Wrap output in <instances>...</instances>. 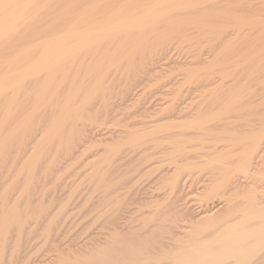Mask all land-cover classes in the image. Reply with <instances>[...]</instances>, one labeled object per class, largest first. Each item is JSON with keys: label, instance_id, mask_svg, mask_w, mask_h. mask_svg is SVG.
Instances as JSON below:
<instances>
[{"label": "bare ground", "instance_id": "6f19581e", "mask_svg": "<svg viewBox=\"0 0 264 264\" xmlns=\"http://www.w3.org/2000/svg\"><path fill=\"white\" fill-rule=\"evenodd\" d=\"M110 1L112 2V0ZM110 1L109 0H92V1L89 0H0V41L2 39L4 40L10 38L15 34V32L16 34L18 33L16 27L18 26L19 22L21 24L20 19L24 17L25 14L27 15L28 14L36 15L41 13H44L45 15L54 14L50 17L46 16L47 18H45V21L43 20L44 23L39 20L40 22L43 23L42 25L39 23L41 26L40 25L35 26V28L39 26L37 27L38 29L36 30L37 31L36 34L37 38L35 41L36 43L35 44L32 43L34 44V49L32 48V50L35 52H33L30 49L32 53H34L35 55L33 56L36 57L35 60L33 59L34 61L31 60L29 63H27V65L24 64L23 66H20L19 64L20 61H18L17 62V64H19L18 67L15 64L16 61L11 62L9 61L10 59L7 60L9 61L8 64L5 63L6 60H4L3 63L0 64V175L2 179L6 178L5 175H2L3 174L2 172L4 171L5 168L6 170H8L7 168H9L8 171H5V174L8 178L10 175H7V173H10L12 171L14 172V174L16 173L15 170H12L11 168L13 167L12 165H15L14 162H17L18 160L17 159L14 161V159H16L17 157V156L15 157L17 152L15 151L16 148L17 150L19 149L20 152L24 154L25 151L23 152V150L25 149V147L23 148L22 146L26 145V147L28 148L27 145H29L30 147L29 148L30 153L29 152L25 153L24 154L25 157L22 154L23 157L27 159L25 162H22L23 161L22 155L21 157L20 154L18 156L20 159L22 158L21 159L22 161L20 160L21 162L18 161L19 164L23 163L21 164L22 170L21 168H19L20 173L17 172L19 176H17L16 174L13 175V173H11L15 177L13 178L12 181L10 180V178L9 179L7 178L11 182H7L10 184L7 187L6 191L4 192L1 191L5 189L4 186L5 183L2 182V185L4 184L3 185L4 187L0 185L2 187V188L0 187L1 188L0 189V253H1L0 255L2 257L4 256L3 251H5L6 242L10 240L9 238L13 236L14 238H12V240L17 242L16 240H14L15 238H17V235L19 236L21 235L22 237V234H25L23 231L25 232L28 231V233L31 232L29 230L27 231L25 230L26 226H28L30 223L29 220V223L27 225L26 222L28 219H32L33 223L34 222L37 223L39 222L40 224L41 222L46 223V226H44L45 228L41 227L42 229H44L45 232L43 233V235L44 234L51 235V233L53 234V231L56 230L57 224L58 223L61 224L60 220L65 218L64 217L60 219L61 216L65 215L70 209L68 205V201L66 200L68 196L66 197V199L63 198L65 200L64 201L63 199H60L61 197H58L59 195L57 194L58 196L57 195L56 196L59 198V200H54L55 202L58 201L56 202V204H58L56 210L50 213L52 215H49V213L46 212L48 211L47 209L49 205L55 202H53L52 200L51 201L53 203L51 201L46 202L49 201L50 199L45 200L46 195L44 196L41 194L42 190H44L43 183H45L44 178L40 176L42 174L41 165L42 164L46 165L47 168L46 167L44 168V170L46 169L45 173L47 172L52 175L54 173L56 174L55 175L56 178L54 176L51 177L55 179L53 183L57 179L61 180V182L64 181L60 178H62L64 175H65L64 177L67 178L66 177L67 173H70L72 175V173L74 172V174L76 175L78 169L80 170L84 165L86 166L88 165V167L90 166L91 168V170L89 168V172L91 171L90 176H92L93 179L97 181L98 187L99 184L100 186L102 185L101 186L102 194L95 195L96 198L91 196V198H94L93 200L97 199L96 202L92 201L91 203L89 202L90 205L89 204L87 205V207L90 206V209L92 211L90 212V210L87 209L88 214L85 213L86 214L85 215L84 213H82L85 216L92 215V217H90L91 219L88 218L89 216H87L88 218L87 220L90 219V221H86V223L84 224V222L81 219L82 217L79 218L84 224V225L81 224L82 226L81 228L79 226L80 223L76 221V223L79 224V225L77 224L79 227H76V224L74 223V227H76L77 230L79 228L77 232L80 231L81 233V231L83 230L82 233L80 234V235L83 234L82 235L83 237H81L83 238V240L80 239L78 236H76L79 238L80 242L76 238V240H78L77 242H75L76 240H73L74 242L72 243L69 240L70 242L69 244V242L67 241L68 242V245L66 244L67 246L58 244L64 247L59 246L56 249H54V251L51 250V252L53 251V254L48 255L47 253L48 256L46 255L47 256L46 258L44 256V259L43 258L42 260L39 259L40 260L39 264H264V195L261 196V192H260V196L263 199L260 196H258L260 198H257L259 192L254 193V195L256 194V196H251V197L250 195L247 197L245 196V194L248 195V192L253 190V188L252 189L250 188L251 190H249V187H251L248 184L249 182L246 184V181H248L247 179L248 177L245 176L246 173L245 171L250 172L249 166L251 163L253 164L252 161L256 159V157L260 153L261 151L260 148H262V151L264 153L262 147V145H264V131H261V129L264 128V125H262L263 127L260 126V128L257 129L260 130L259 133L254 132L253 134H248V132H250L251 130L247 131L248 129L247 127H249L247 125H250L251 121L250 120L248 121L246 119L247 122L245 121L246 122L245 128H247L246 129L247 133L245 134L247 135H245L243 130L241 129L242 126L241 127L236 126L237 128H240V130L237 129L235 126L234 128H236V130L233 129V127H230L233 126L230 125V123L232 124L233 122L231 121L233 118L230 119L231 117L229 116V113L234 112L235 108L239 106L238 104L242 102L244 103V105L249 102L253 103V101H256L255 98L257 99L259 97L258 99H260L261 101L260 104L261 103L262 104L261 105L257 104V105H260L259 108L263 109L261 112L262 113L261 117L264 120V108H263L264 107V20H262V18L259 16H258L260 18L259 20L254 19L256 16L252 17L253 19L249 17L248 20L246 17L245 19L242 18V16L241 17L232 16V12L234 13L235 10L231 6L233 4H229V3H231L234 0H224V2L227 1L225 3L229 5H226L228 7H223V5L220 4L221 5L220 8L217 7L218 5L215 6L218 2H220V0H150L151 2L147 0L148 3L145 1L147 4H145V2L144 4L140 3V1L138 0H131V1L128 0L129 2H126L125 4H122V1H120L121 2V5L119 3L120 6H115L116 2L115 4L112 3V5L114 4L113 6H115L113 7V10H111L112 5H108L109 3H111ZM221 2L223 3V0ZM106 5L111 6V8L107 7ZM210 6L212 7L215 6V8L217 7L214 10H216L215 12L218 13L215 14L217 15L220 14L219 12H221L222 16L221 15H217V16H220L221 19L223 18L225 20L224 22L226 23L230 21V24H233V26L236 27V31L238 30V32L244 30L245 25H251V27L254 26L255 28L252 27L254 29H256L257 26H258L257 28L261 26L260 32L262 33L260 34V41H258L256 45H253L248 50H246V56H247V57L245 56L246 58L244 57V55H241L248 62L247 64L248 66L247 67L246 65L244 66L246 67L244 68L245 72L244 69L242 70L239 69L241 70V72L239 71L240 75L242 76L245 74V77H242L241 80H239V77L229 80L228 77L231 76L230 75L231 72L228 71L226 65L224 66L223 63L228 62L225 61L222 63V67L224 68L221 69L219 67L221 70L220 74L222 80L221 81L218 80L219 78L216 79L218 80V83L217 81L214 80L216 76L218 77V74L214 75V73L218 71L215 70L218 67V64H221L219 63V61L222 62L223 61L222 59L224 60L226 59L224 55L225 54L227 55V53L225 52L226 51L228 52V50L231 48L229 42L227 43L226 41V43H224V46L221 48V51H217L220 50L219 47L216 50L219 53H215L216 51L210 53L213 54V56L218 54L219 56L218 59L223 54L221 60L218 61L217 58L215 60L214 57H212L211 59L209 58V60H212L211 62L210 61L208 62L205 59L204 61L200 60L197 63L193 62L194 67L192 66L191 63L188 64L190 65L191 68L189 66L186 67L183 66L184 67L182 68L183 70L182 69L180 70L181 73L182 72L184 73L185 70L187 72L185 71V76L183 75V77L186 78L185 80H183V85H179V86L183 87L187 82L188 84L190 83L189 85H191V87L193 86L192 88H189L188 87L189 85L187 86L189 88L188 90L190 91L191 89H195V88L201 89L204 86L206 88L204 87L203 89H207V88L210 89L208 93L204 92L206 95L204 93L200 94L201 96H205L203 100L197 101V98H199L200 96L197 93V97H195L196 95L194 96L197 102L195 103V100L194 102L191 101V103L195 104L194 106H192L191 103L189 104V106L191 107L185 106L188 105L187 103L189 102V101L187 102L186 99L185 101L187 103H184V106L181 105L178 102H182L181 100L179 101V99L183 98V94L185 92L183 88L182 89L178 88V84H176L177 86L176 87L174 82V85H171L170 88L172 86H175L178 90L172 87L171 88L172 92L169 91V93H166L167 97L169 95V97L171 98L166 97L164 104H161L158 101L159 105H155V106L159 107L161 105L158 108L159 111L156 110L157 107L155 108L153 106L155 110L158 111L157 115L159 112L162 114L160 117L155 116L154 114L155 118L157 117L156 120H154L155 119L154 117H153L154 119L151 117L153 120L152 119L150 120L152 121L145 119L147 121L143 122L144 119H141V117H144V112L142 115L138 110L140 109L144 110L147 106L150 105L151 108L153 104H148L146 106L147 103L145 104L143 103L145 105V108H143L144 105L141 106L142 103H140L141 104L140 106L142 108H139L140 106L139 107L137 106L139 108L137 109L139 113L138 112L137 113L138 115H142V116H139L140 117L139 118L140 120L138 119L139 123H135L136 125L138 124L137 126L128 123V122H132V123L135 122L133 116H132L133 121H130L131 119L127 118L130 117L132 114L130 115V113H128L130 116L127 114L125 118L123 117L125 114L123 116L120 115L123 119L126 118L129 119V121L122 120V118L120 117L119 120L123 121L124 123L128 121L126 122L127 124L126 123L125 124L129 125L130 127L125 126L124 124L123 125L125 127H123L121 126V123H119L120 126L118 127V129H121L120 127H122V129L129 127L128 129H125L124 131L121 129L119 131V130H115L116 127H114V130H111L112 129L111 128L109 131L107 132L104 131L102 134H100L98 132L99 130L97 129L98 131H96V133L98 132L99 134L96 135L95 133L94 135V133L92 134V132H90L89 135L92 134L95 137L97 136L98 140L95 139L96 141L95 140H92L93 142L90 141L89 137L87 136L86 129L88 128L90 129V127L92 126H89L88 125L89 123L85 124L83 120H86L85 119L86 116L90 118L96 112L95 110L96 109L98 110L99 108V106H97L98 99L103 101L106 97L109 99L108 96H112L110 97L111 99L113 98V94L110 93L112 92L111 91L112 87L110 85V82L112 80L110 81V77L112 75L116 77V74L119 69V65L120 67L121 65L122 67L124 65L128 66L129 63L132 62V64H130L129 66L135 67L132 68L128 66L129 69L127 70V73L130 70V68H132L133 70H135L132 71L131 69V71L133 72L132 74L135 76L131 75L134 77V79L132 77L133 81L130 83L128 82L129 84L127 85H126L127 83L126 81L125 86L123 85L125 88L124 91L122 92L125 95V97H128L127 95H130L133 86L137 85L135 87H138L137 82H141L142 80L143 81L145 80L143 79L145 77L143 75V72L149 69L148 68L149 65L155 63L154 61L157 58H159L158 57L159 55H162L160 53V48H158V44H159L158 42L160 41L159 40L160 37L157 38L158 40L156 39V36H158L157 34H163V31L161 29V24L167 26V29L168 28L170 29L171 26L175 28L179 25L178 28L176 29H180L179 28L180 25L182 26L181 22L187 20L198 27L200 26L201 29L203 28L202 30L209 31L208 33L210 34L212 33L211 35L209 34L212 37V35L215 33V30L216 29L220 30V28H218L219 25H217L216 27L215 24H213L215 22L212 23V21L215 20H212L210 18L213 17L211 13L208 14L210 10H208L207 12V9ZM240 6L243 7L242 3ZM104 7L107 8V10L108 8L110 9L109 11L106 10V12H110L109 14H104L106 13L104 11L105 9ZM215 14H213L215 16L214 18H218ZM263 16L264 15H262V17ZM29 17L31 18L32 16ZM30 21L32 22V20ZM168 25H170V27H168ZM213 25L216 27L215 29ZM226 27L225 28L222 27V28L227 30L228 28L226 29ZM165 28L166 27H164V29ZM159 29H161L160 31H162V33H160ZM187 29L188 28H186L185 30ZM23 30H25V27ZM217 30L216 33H218ZM27 31H23V32L27 34L26 33ZM157 31L159 33H156ZM164 31L167 32L166 30ZM180 31L179 33L181 34ZM170 32L172 31H169V33ZM226 32L227 31H225V33ZM153 35L157 41H154L155 39H151ZM247 36L249 37V35ZM25 37L26 36H24V38ZM241 37L243 38V36ZM232 38L233 39L235 38V40L233 41L237 40L236 37H232ZM150 40L151 41L153 40L152 41L153 43L156 42L157 43L156 44L152 43L151 46L149 44L151 43ZM240 40L241 43H244L242 42V39H239V41ZM215 41L217 42V40ZM215 41H213L212 45H215L214 43ZM231 41L232 40H230V43ZM239 41L237 40L238 43ZM221 42H223L222 39ZM237 42L236 43L234 42L235 44H233L234 47L233 49L231 48V52L232 50L234 51V49L236 48V44H238ZM29 43H31V40ZM29 43L27 44L29 45ZM247 43L249 44V41ZM148 44H149V48H147ZM12 45L13 44H11L9 48L12 47L14 48V46ZM27 46L25 48H27ZM165 46L167 45H164L162 47L165 48ZM219 46L221 47L222 45ZM213 47L216 48V45ZM22 50L23 48L21 49L20 52H23ZM2 53L5 55L4 52ZM162 53L165 54V52ZM6 54L8 56V53ZM28 54L30 55V53ZM27 55H25V57L28 59ZM233 55L235 56L238 55L237 58H239V53ZM202 56L205 55L202 53ZM5 58L8 59L9 57H5ZM5 58L2 57L0 60ZM243 58L241 57V60ZM136 60H139L138 62L139 66L136 64L137 63ZM194 60L197 61L196 59ZM226 60H231V59L228 58ZM235 60L237 59L235 58ZM230 62L233 63L232 60L229 61V63ZM175 63L177 64V61ZM135 64L137 67L133 66ZM115 65L117 67H115ZM164 65L162 63V66ZM179 65H177L176 67L179 68L178 67ZM149 67L153 68V66H149ZM156 67H160L159 63L158 64L156 63ZM236 67L240 68L242 66L239 67L238 65ZM237 69L236 71H238ZM152 70L150 71L152 72ZM236 71L235 70L234 72L232 71L231 74L232 75L234 74L233 76H235ZM217 73H219V71ZM239 73L237 72V74ZM141 74L144 76V77L142 76L143 78H141ZM144 74L148 75L149 73L144 72ZM212 74L215 77H212ZM233 76L231 77L233 78ZM127 78H129L128 75ZM243 78L245 80H243ZM108 80L110 82H108ZM130 80L131 79L129 78V81ZM181 80L178 81L182 83ZM213 81H215V83ZM212 83H214L213 85L214 87L209 86ZM216 84L218 85L216 86ZM258 84H260V86ZM256 85L257 88L252 89L254 86L256 87ZM198 86L200 87L197 88ZM113 88H115L114 85ZM174 89L176 90L173 91ZM188 90H186L185 88L186 92ZM141 91L143 90L141 89ZM156 91L157 90H155V92ZM122 92L120 93V95L122 94ZM164 92H166V90ZM123 96L122 95L119 96L122 97V99L120 100H123V98L124 100L126 99ZM111 99L109 100L105 99V101L107 102H104L106 111L110 112L108 115L110 116V118L112 115L111 113H113L112 110H114L113 107L114 106L116 107L117 104L116 103L114 105V101L112 103ZM238 99H240L241 101ZM128 100H130V97ZM31 101L33 102L32 104ZM99 102L102 104L101 101ZM100 103H98V105ZM131 103L133 104V102ZM255 103L256 102H254V104ZM27 104L31 106L27 107L28 106ZM104 105L102 104L100 106L103 107ZM247 105L248 104H246L245 106L247 107ZM123 106L120 107L122 108ZM240 108L242 109V107ZM118 109L120 108L118 107ZM134 110L135 113L136 109ZM146 110L147 109H145V111ZM155 110L153 109V111ZM118 111L119 110H117V112ZM97 112H100V109ZM147 112L151 113V111H147ZM147 112L145 113V115H147ZM153 113L154 112H152L150 115H153ZM233 114L236 115L235 112ZM96 115L98 116V114ZM103 115H106L105 112L103 113ZM138 115H136L135 117H137ZM237 115L240 116L241 113L240 115L239 114ZM148 116L149 114L147 115V117L146 116L145 117L148 118ZM93 117H95V115ZM233 124L235 125V122H233ZM85 125H87L88 128H86L87 126ZM131 126L133 128H131ZM252 127H254V125ZM94 130L92 131L95 132ZM252 130L254 131V129ZM94 136H92V138ZM98 136H100L99 137L100 139L98 138ZM247 139H249V141ZM244 140H247L249 143L246 142L247 145H245ZM105 141H108V144H106L107 142ZM94 142L96 143L102 142L100 143L101 145L97 143L100 147L95 146V148L96 149L99 148V150L103 149L101 147H104L105 144L108 145V147L106 145H105L106 147H104V149L106 148L105 150H103L104 154L103 151L101 152V154H103L101 158L99 157L101 155L100 152L97 153L96 151L95 153L92 154V152H94V150L92 149V147L95 145ZM125 143L132 145L130 146V148H128L129 145L127 144L128 147H126L127 145ZM30 144H32L33 146H30ZM122 147L126 148L124 151H126L127 154H128L127 149L129 151L131 147L133 148L132 152L133 151L134 152L131 153L130 151L131 154L130 153L128 154V156L130 157V161L123 159V156L121 155L122 156L121 162L123 160H125V163L126 161L132 162L131 157L134 156L137 152L136 158L135 156L134 158H132V160L134 161L133 162L134 165H132V163L130 164L134 166L135 169L134 167L126 163V168L124 169L125 171L122 170L125 165L123 166V164L120 163V160L118 165L121 168L123 167L121 171L119 166L114 165L115 164L114 162L115 161L117 162L118 158L120 159L119 154H121V152L123 151L121 150ZM20 148L22 149V151ZM90 149H92L93 151L91 152ZM87 150L90 153H87L86 152ZM124 151L122 152V154L124 153ZM12 153H14L15 155L13 156ZM126 153L124 154V156L126 155ZM26 154L29 155L26 156ZM96 154L98 156V159L96 158ZM262 155L261 157H259V159L262 158ZM153 156H155L156 159ZM153 159H155L156 161ZM259 159H257L258 160L257 162H259ZM151 160L154 162H151ZM158 160L160 162L159 164L157 163ZM255 162L254 164H257ZM262 162H264V159ZM6 163L10 165V167L8 165L7 167L5 165ZM257 165L262 166L263 164L261 165L257 164ZM194 167H196L198 170L199 168L204 170L205 167L204 171L210 172L208 176L209 179L208 180H206L207 178L205 179V183L203 184L204 188L201 189L204 190L202 191L204 192L203 196L210 203L213 202L210 200L212 199L214 200V198H216V200L211 204H209L207 200H206L207 203H205L204 201L205 204H203L199 208L197 206L196 210L195 208L192 207L194 203L192 205H189V202L186 199L188 192L185 195L186 193L185 190L188 186V183H190V180H188L190 179L188 178L190 176L188 175L193 174L190 173L188 169L191 170L190 168L194 169ZM130 168L132 169V171H134L135 174L136 172L138 173V175L141 174V177L140 175L139 176L133 175L139 177L140 180L146 177L144 178V181L147 179L148 172L150 175V173L152 172L151 170L156 169L154 170L156 172L158 170L159 174L157 176H155L156 175L155 172L151 173L154 174L153 175L154 177H158L159 180L158 187L157 185L155 186V188L154 187L152 188L153 185L149 187L148 183L145 184L146 182L143 184L144 186L148 185L147 187L152 189H156V187L157 189H159L160 185L163 188L166 187V189L168 190L167 192H169L168 194H170V197L162 196L165 198L164 200L161 197V199L164 200L162 201L159 197H157V195L155 197L156 191L154 192L155 198L152 196L144 195V193L142 195L141 191L137 190V187H135V186H139L138 179L136 184L133 183L134 181H136L135 180L136 177L134 178V181L132 180L133 181L132 184L134 185H132L131 181L129 180L130 177L132 178L131 175L134 174L132 172L130 173L131 175L127 174V171ZM206 168H208L209 170H206ZM13 169H16L17 171V168H15V166L13 167ZM131 169L129 171H131ZM25 170L26 173H24L22 176L21 172L22 171L25 172ZM37 170L38 172L40 171L39 173L41 174H39ZM255 170L259 172L260 169L258 170L256 168ZM84 172L83 174L87 173ZM36 173L39 175H36ZM142 175L145 176L142 178ZM262 175L264 176V174ZM35 176L36 177L39 176L38 177L39 179L41 177L40 179L41 181L44 180L42 182L43 185L41 183L39 184L38 188L40 189V187L42 186L41 188L43 189L39 190L41 191V193H39L41 194V197L38 194L36 195L39 196V199L37 200H33L31 197V195L35 194L34 192L38 190L37 188L38 185L37 186L35 185L36 182L38 181L40 182V180L38 179L36 180L35 184H33L34 179L36 178ZM48 176L49 175L47 174V177ZM153 176H151V178L150 176L148 177L149 179H151L150 181H153L152 180ZM263 176L261 181H264ZM124 177L127 178L129 177L128 178V180L130 181L129 185H132L135 191L133 190L132 186H130L131 188H129V185L127 183L129 181H126L127 178L124 179ZM245 178L247 180H245ZM7 179L5 181H8ZM93 179L89 180V182H91V186L94 183ZM122 179L125 180L126 184L128 185V189H132L135 192L134 193L135 195L132 192L130 193L129 191L131 190H128L127 187H126L127 191L125 193L129 192L131 195L133 194L134 196H136V191H137V196H139L138 194L142 195L139 197L140 199L138 202H136L138 200L137 198L135 199L136 201L133 200L135 203L139 204V207L135 206L137 208H135L136 210L134 209L135 212L137 213L134 216L136 219L132 217L135 220V224L130 223V222H134L132 221L133 219L128 222L127 218L123 215L124 214L123 209L126 207L125 202L123 205L125 206L124 208H122L123 206L122 207L120 206L121 204L120 202H123L120 199L125 191V188L122 187L123 185H125V183L123 182L124 184L121 185L122 181H124ZM80 180L82 179L80 178ZM156 180L157 178H155L154 181ZM71 181L73 180L71 179ZM201 182L204 181L201 180ZM253 182L252 184H255ZM63 184L65 187V182ZM63 184L60 183V186H62ZM69 184L71 185V183ZM70 185L69 187L68 186L66 187L73 188L70 187ZM191 185L190 187L192 188L194 184L192 186ZM76 186L77 184L74 186V188ZM52 188H53L52 190H54V185ZM92 188H94V185L91 187V189ZM122 188L124 191H121ZM254 188L257 187L254 185ZM59 189L61 188H57L56 191ZM75 189L77 190V187ZM75 189L73 190L70 189V192L73 191V193H76ZM91 189L90 191H88L89 193L92 192ZM162 192H164V190H162ZM43 193L46 194V191L44 190ZM148 193L149 191H147L145 194ZM151 193L152 192H150V194ZM48 194L50 193L48 192ZM127 194H126V198L128 196ZM133 195L132 197L134 198ZM70 196L71 195H69V197ZM97 196L98 197L100 196V199L97 198ZM123 197L125 198V196ZM128 197L129 199L132 198L131 196ZM54 198L58 199L55 196ZM78 199L80 200L81 197ZM129 199H125V201L128 200L131 202L132 199L131 200ZM61 200H63L64 202ZM85 200L88 199H84V201L82 200L84 202V203L82 202V204L87 203V201ZM159 200L161 202H159ZM10 201L12 202V204ZM128 201H126V203ZM45 202L49 203V205H45ZM79 202H81V200ZM34 203L36 204L34 205ZM33 208L34 209L36 208L37 211L34 210ZM81 208L82 211L84 212L85 209L82 206ZM133 208H131L130 210H132ZM78 210L81 209L79 208ZM78 210H76L75 208L74 212L73 211L71 212L75 213V211L78 212ZM124 210L127 211L128 209L125 208ZM89 212L92 214H89ZM127 212H129V210ZM43 213L45 214L47 213V214L44 215ZM73 218L75 219L76 217ZM46 221H48V223ZM71 222H70V226H71ZM182 222H186L188 224L184 225L182 224ZM96 224H98V226L95 234L93 232L94 229L96 228H94L93 225L96 226ZM34 225L35 228L39 229V227H36V224ZM34 225L32 227H34ZM91 226H93L91 228L93 232H88L89 230H91L89 229ZM32 227L31 229H33ZM66 227L68 228L67 224ZM66 227H63L65 228L64 231L68 230L66 229ZM74 227L73 229H76ZM98 228H99V232H97ZM69 230L68 232H70ZM11 232L12 233L17 232V233L14 236V234H10ZM43 235L41 236L44 237ZM19 236H18L19 238L18 241L19 240L20 241L19 243L17 242V244L15 243L16 245L13 248L14 249L13 255L15 253L18 255L20 253L19 251L20 250L22 251V249L19 248L22 247L19 246V244H21L20 242L22 241V239H20L21 237ZM47 237L49 238L50 236ZM7 238L8 241H6ZM25 238L29 240L30 237L27 236ZM58 238L59 237L57 235V239ZM49 239L46 238V240ZM59 239L61 240V238ZM12 240L10 243H12ZM30 241L31 240H29L28 242ZM55 243L57 245L56 241ZM13 245L14 244H12V246ZM23 245L25 244L23 243ZM44 246L41 245L42 248ZM26 248L27 246L24 247L23 249L25 250ZM48 249H52V248H48ZM10 256H12V254ZM16 257H19V259L21 258L20 256H16ZM15 258L11 257V259H13V262L15 261L14 260ZM35 259L34 261L37 260ZM1 261H3V259Z\"/></svg>", "mask_w": 264, "mask_h": 264}, {"label": "rangeland", "instance_id": "374dc122", "mask_svg": "<svg viewBox=\"0 0 264 264\" xmlns=\"http://www.w3.org/2000/svg\"><path fill=\"white\" fill-rule=\"evenodd\" d=\"M89 1H92V0H89ZM110 1V0H109ZM114 1V2H113ZM120 1H122V4H125L126 2H129L128 0H112V2L111 3H109L108 5H112V3H114L115 4V2H116V4H115V6H120L121 5V2ZM123 1H124V3H123ZM131 1V0H130ZM138 1H140V3H143L144 4V2L146 1L147 2V0H138ZM143 1V2H142ZM222 0H220V2H218L215 6H217L218 8H220V4H222L223 5V7H228V6H226V5H229V4H233V5H231L232 6V8H234V13L232 12V16H235V17H241L242 16V18H247V20H248V18L250 17L251 19H253L252 17H254V16H256L254 19L255 20H259L260 18L259 17H261L262 18V20H264L263 18H264V16L262 17V15H264V0H238V2H237V0L235 1H232L231 3H229V4H226L225 2H227V1H225L224 2V0H223V3L221 2ZM145 2V4H147ZM149 2H151L150 0H149ZM244 2H245V4H244ZM119 3H120V5H119ZM235 3H236V5H235ZM241 3H242V5H243V7L242 6H240L241 5ZM113 4V5H114ZM112 5V9L111 10H113V7H115V6H113ZM239 5V6H238ZM245 5V6H244ZM107 6V5H106ZM215 6L214 7H212V6H210L208 9H207V12H208V10H210L209 12H208V14H212V16L213 17H210L212 20H215V21H212V23L213 22H215V23H213V24H215V26L217 27V25H219L218 26V28H220V30H217L218 31V33H216V30H215V33L212 35V37L210 36L211 34L210 33H208L209 31H204V30H202L201 28H200V26L198 27V26H196V25H194V24H192V23H190L189 21H183V22H181L182 23V26L180 25V29H176V28H178V26L177 27H172L171 26V30L169 29V31H172L173 32V34H172V32H170L169 33V31H168V29H167V26H164V24L162 25L161 24V29H162V31H163V34H157L158 36H156L155 34L156 33H159L158 31L154 34L155 36H156V39L157 38H159V40L161 41H159L158 43L160 44V43H162V44H158V48H160V53L162 54V55H159L158 57L159 58H157L154 62L155 63H153V64H155V65H149V66H153V68H151V67H149L148 66V68L150 69V70H152V72L148 69V70H146V71H144V72H148L149 74L148 75H145V74H147V73H145L144 74V72H143V75L145 76H143L142 74H141V78H143V79H145L144 81L142 80H140L141 82H137V84H138V87H135V86H137V85H134L133 86V88H132V90H131V93H130V95H127L128 97H125V95L123 94V92L122 91H124V86H125V82L127 81V83H126V85L127 84H129L130 82H132L133 81V79H134V77L133 76H135V75H133L132 73V71H135V70H133L132 68H135V67H132V66H129L130 64H132V62L131 63H129V67H132V68H130V70L128 71V73H127V70L129 69V67L127 66V65H124L123 67H122V65H121V67H120V65H119V69H118V72H117V74H116V77H114V75H112L111 77H110V81L108 80V82H110V85H111V87H112V89H111V91L112 92H110V93H112L113 94V98L111 99L110 97H112V96H108L109 97V99H111L112 100V103H113V101H114V105L116 104V107L114 108L113 107V109L114 110H112L113 111V113H111L110 115H111V118H110V116H108L109 115V113L110 112H107L106 111V107H105V105H104V102H107V101H105V99H107V100H109L107 97L102 101V100H97V106H99V108H98V110L96 109L95 111V113H94V115H95V117H93V116H91L90 118L88 117V116H86V120H83L84 121V123L85 124H87V123H89L88 125L89 126H92V127H90V129H91V131H90V129L88 128V126L87 125H85V126H87L86 128H88V129H86L87 131H86V133H87V136L89 137V140L90 141H92V140H98L97 139V136L95 137L94 135H95V133H96V131H98L100 134H102L104 131H109L111 128V130H114V127H116L115 128V130H121L122 129V127H120L121 129H118V127L120 126L119 125V123H121V126H123V127H125V126H129V125H126L127 123L126 122H128L129 121V119H127V118H130L131 120L130 121H133V119H134V121L135 122H128V123H130V124H132V125H136L135 123H139V116H142L143 115V112H144V117H141V119H144L143 120V122H146L147 120H150V119H152L153 117L155 118V116H161L162 114L159 112L158 113V115H157V112L159 111L158 110V108L161 106H155V105H159L158 103L160 102L161 104H164V102H165V100H166V97H167V95H166V93H169V91L170 92H172V87L173 88H176L177 86H176V84H178V88L179 89H184V92L185 93H187V94H183V98L181 99H179V101L181 100L182 102H178V103H180L181 105H183L184 106V103H187L188 101V105H185V106H189V104L191 103V101L192 102H194V100L196 99L195 97H197V93H198V95H200L201 93H204V92H206V93H208L209 91H210V89L209 88H207V89H203L204 87H202L201 89H191V91L190 90H188L189 88H192L191 87V85H189L186 81V83H185V85L184 86H186V87H181V86H179V85H183V80H185L186 78H184L183 77V75L185 76V71H184V73L182 72L181 73V69L182 68H184V67H186V66H189L190 67V65H188V64H191L192 63V66H193V62H198V61H200V60H203L204 61V59L206 60V61H212V60H209V58L211 59L212 57H214V59L216 60V58H217V60L219 61V60H221L222 59V55L220 56V58L218 59V54L217 55H215V56H213V54H210V53H213V51H216L217 49H218V47H219V49L220 50H217V51H221V48L224 46V43H226V41H227V43L229 42V45H230V47L233 49V47H234V45L233 44H235L236 42H237V40L239 41V39H242V42H244V43H246V44H248L247 42L249 41V44L248 45H246V44H244V43H241V40L239 41V43H240V45L242 46H240L239 45V43L238 44H236V48L234 49V51L232 50V52H231V48L228 50V52H229V54H228V52L226 51L225 53H227V55L225 54L224 55V57H226V59H231L232 60V62L233 63H229V61H231V60H224V59H222L223 61L222 62H220L219 61V63H221V64H218V67L215 69V70H218L219 71V73H214V75H216V74H218V77L216 76V78L214 79L215 81H217V83H218V80H222L221 79V70H220V68L222 69V68H224V67H222V63L223 62H225V61H228V62H226V63H223L224 64V66L226 65V67L228 68V71H230L231 73H232V71L234 72V70L236 71V69L238 68V67H236V66H238L239 65V67L240 66H242V67H240V68H238L237 70L238 71H236V73H235V76H233L231 73H230V75L231 76H233V78L231 77V76H229L228 78H229V80L230 79H234V78H236V77H239V80H241L242 79V77H245V74L244 75H240V73H239V71L241 72V70L242 69H244V68H246L248 65V62L245 60V58L247 57L246 56V50H248L251 46H253V45H256L257 44V42L258 41H260V34L262 33V32H260V27L261 26H259V28H257L256 27V29H257V31H256V29H254L255 27L254 26H252V27H254V28H252L251 27V25H245V28H244V30H242L241 32H238V30L236 31V27L235 26H233V24H230V21L229 22H224L225 20L222 18L221 19V17L220 16H217V15H221V12H219L220 14H215V13H218V12H215L216 10H214V9H216L215 8ZM230 6V7H231ZM107 7H109V8H111V6H107ZM222 7V8H223ZM241 9H240V8ZM245 7V8H244ZM105 8V7H104ZM108 8V10H107V8H105L104 9V11L106 12V10L107 11H109L110 9ZM236 8H237V10H236ZM211 9H213V10H211ZM239 9V10H238ZM244 9V10H243ZM103 11V12H104ZM206 11V10H205ZM207 12H205V13H207ZM102 13V12H101ZM110 12H106V13H104V14H109ZM240 13V14H239ZM59 14V13H58ZM103 14V13H102ZM199 14V13H198ZM200 14H202V13H200ZM213 14H215L218 18H214L215 16L213 15ZM222 14H224V13H222ZM235 14V15H234ZM237 14V15H236ZM261 14V15H260ZM33 15H35V14H25L24 15V17H22L21 19H20V21H21V24H20V22L18 23V26L16 27L17 28V34L20 36V38H19V36L16 34V32H15V34L13 35V36H11L10 38H8V39H2L3 40V42H2V40L0 41V49L2 50V52H4L5 53V55L1 52V50H0V54H1V56L2 57H9L8 59L7 58H5V59H2V60H0V64L1 63H3V61L4 60H6L5 61V63H9V61H11V62H14V61H16L15 62V64L17 65V67H18V65L20 64V66H23L24 64H26L27 65V63H29L31 60L32 61H34L35 60V58L36 57H34L35 55H34V53H32V48L34 49V44L36 43L35 41H36V38H37V36H36V34H37V27H39V26H37L36 28H35V26L36 25H42L43 23H44V21H45V18H47L48 16L50 17V16H52V15H54V14H44V13H41V14H36L35 16H33ZM43 15V16H42ZM29 16H32L33 18H34V20H33V18L31 19ZM47 16V17H46ZM222 16V15H221ZM244 16V17H243ZM259 16V17H258ZM25 17H26V19H25ZM28 17V18H27ZM43 17V18H42ZM24 18V19H23ZM245 18V19H246ZM29 19V20H28ZM36 19V20H35ZM210 19V20H211ZM28 20V21H27ZM30 20H32V22L30 21ZM42 21V22H40V21ZM44 20V21H43ZM218 20H219V22H218ZM34 21V22H33ZM37 21V22H36ZM40 23V24H39ZM180 23V24H181ZM219 23V24H218ZM29 24V25H28ZM185 26H184V25ZM25 27V30H23L24 29V27ZM26 25H28V26H26ZM40 25V26H41ZM165 25H167V24H165ZM226 25H227V27H226ZM20 26H21V29H20ZM29 26H31V27H29ZM214 26V25H213ZM214 26V29L216 28ZM23 27V28H22ZM164 27H166L165 29H164ZM168 27H170V25H168ZM222 27H226V29L227 30H225L224 28H222ZM230 27H232V28H230ZM33 28V29H32ZM184 29V30H182V29ZM186 28H188L187 30H185ZM222 28V29H221ZM32 29V30H31ZM161 29H159V31L161 30ZM166 30L167 32H165L164 30ZM27 30H29V31H27ZM174 30H175V32H174ZM181 30V31H180ZM196 30V31H195ZM234 30V31H233ZM21 31V32H20ZM23 31H27L26 33L27 34H25V32H23ZM162 31H160V33H162ZM179 31L181 32V34L179 33ZM189 31V32H188ZM201 32V33H198V32ZM220 31V32H219ZM221 31H222V33H221ZM225 31H227L226 33H225ZM31 34H30V33ZM189 34H188V33ZM195 32V33H194ZM231 32H232V34H231ZM247 32V33H246ZM260 32V33H259ZM20 33V34H19ZM168 33V34H167ZM192 33V34H191ZM246 33V34H245ZM21 34H22V36H21ZM33 34V35H32ZM35 34V35H34ZM210 34V35H209ZM221 34V35H220ZM240 34V35H239ZM245 34V35H244ZM18 37H17V36ZM154 35L151 37V39H155V37H154ZM160 35V36H159ZM161 35H162V38H161ZM167 35H168V37H167ZM224 35V36H223ZM247 35H249V37L247 36ZM24 36H26L25 38H24ZM173 36H174V38H173ZM179 36V37H178ZM186 36V37H185ZM241 36H243V38L241 37ZM252 36V37H251ZM263 36V35H262ZM261 36V37H262ZM218 39H217V38ZM226 37V38H225ZM232 37H236V41H233V40H235V38L233 39ZM241 37V38H240ZM255 37H257V38H255ZM12 38V39H11ZM24 40H23V39ZM167 38H168V40H167ZM169 38H170V40H169ZM175 38H176V40H175ZM251 38H253V39H251ZM17 39H19V40H17ZM22 39V40H21ZM154 40V41H157V40ZM221 39H222V41L223 42H221ZM225 41H224V40ZM258 39V40H257ZM30 40H31V43H29L30 42ZM215 40H217V42L215 41ZM230 40H232L231 41V43H230ZM252 40H254V41H252ZM256 40V41H255ZM4 41H6V42H4ZM27 41V42H26ZM33 41V42H32ZM151 41V40H150ZM153 41V40H152ZM151 41V43H149L150 45L153 43ZM213 41H215L214 43H215V45H216V48L215 47H213V46H215V45H212L213 44ZM250 41H252V42H250ZM163 42H164V44H163ZM235 42V43H234ZM255 42V43H254ZM1 43H3V44H1ZM8 43H9V45H8ZM19 44V45H17V44ZM27 43H29V45L27 44ZM32 43H34V44H32ZM157 43V42H156ZM156 43H153V44H156ZM166 43H168V44H166ZM11 44H13L12 46H14V48L12 47V48H9L10 46H11ZM24 46H22V45ZM32 44V45H31ZM149 44H148V46H147V48H149ZM8 45V46H7ZM21 45V46H20ZM28 45V46H27ZM164 46V45H167V46H165V48L164 47H162V46ZM219 45H222L221 47L219 46ZM232 45V46H231ZM245 45V46H244ZM16 46V47H15ZM27 46V48H25ZM152 46V45H151ZM150 46V47H151ZM7 47H8V49H7ZM241 47V48H240ZM246 47H247V49H246ZM19 48V49H18ZM23 48V52H20L21 51V49ZM163 48H164V50H163ZM168 48V49H167ZM215 48V49H214ZM238 48V49H237ZM28 49V50H27ZM32 51H31V50ZM168 50V51H167ZM170 50V51H169ZM239 50H240V52H239ZM5 51H7V52H5ZM28 51V52H27ZM30 51V52H29ZM168 53H167V52ZM215 52V53H219V52ZM235 51H237V52H235ZM33 52H35V51H33ZM162 52H165V54L164 53H162ZM245 52V53H244ZM6 53H8V56H7V54ZM10 53V54H9ZM24 53V54H23ZM28 53H30V55L27 54ZM202 53L206 56V58H205V56H202ZM230 53H232V54H230ZM237 53H239V58H237L238 57V55H233V54H237ZM242 53H244V54H242ZM23 54V55H22ZM163 54H164V56H163ZM195 54H196V56H195ZM199 56H198V55ZM210 54V55H209ZM10 55V56H9ZM25 55H27V57H28V59L25 57ZM34 55V56H33ZM230 55V56H229ZM231 55H233V56H231ZM241 55H244V57L245 58H243V56H241ZM0 56V59L2 58ZM12 56V57H11ZM31 56V57H30ZM210 56V57H209ZM25 57V58H24ZM208 57V58H207ZM231 57V58H230ZM237 59V60H235V58ZM241 57L243 58L242 60H241ZM13 58V59H12ZM14 58H16V59H14ZM10 59V60H9ZM34 59V60H33ZM168 59V60H167ZM191 59V60H190ZM194 59H196L197 61H193ZM7 60H9V61H7ZM13 60V61H12ZM27 60H28V62H27ZM189 60V61H188ZM214 60V61H215ZM18 61H20L19 62V64H17V62ZM177 61V64L175 63V62ZM179 61V62H178ZM234 61H236V62H234ZM242 61V62H241ZM23 62V63H22ZM135 62V61H134ZM136 64L139 66V60H136ZM160 62H161V64H160ZM167 62V63H166ZM183 62H185V63H183ZM240 62V63H239ZM4 63V64H5ZM22 63V64H21ZM156 63L158 64L159 63V65H160V67H156ZM162 63H163V65L164 66H162ZM179 63H180V65H179ZM242 63V64H241ZM136 64L135 65H133V66H136ZM182 64V65H181ZM187 64V65H186ZM118 65V64H117ZM177 65H179L178 67L179 68H177L176 66ZM246 65V67H244ZM184 66V67H183ZM229 66V67H228ZM115 67H117L116 65H115ZM126 67V68H125ZM128 67V68H127ZM137 67V66H136ZM177 69H176V68ZM188 67V68H189ZM194 67V66H193ZM220 67V68H219ZM21 68V67H20ZM175 68V69H174ZM191 68V67H190ZM235 68V69H234ZM5 69V68H4ZM121 69V70H120ZM126 69V70H125ZM131 69H132V71H131ZM156 69V70H155ZM234 69V70H233ZM239 69H241V70H239ZM183 70V69H182ZM232 70V71H231ZM121 72V73H120ZM125 72V73H124ZM130 72V73H129ZM187 72V71H186ZM237 72L239 73V74H237ZM244 72H245V69H244ZM124 73V74H123ZM181 74H182V77H181ZM187 74V73H186ZM121 75V76H120ZM127 75L129 76V78L131 79L130 81H129V78H127ZM131 75H133V76H131ZM179 75H180V77H179ZM213 74H212V77H215ZM220 75V76H219ZM236 75H238V76H236ZM240 75V76H239ZM143 76V77H142ZM187 76V75H186ZM114 77V78H113ZM132 77H133V79H132ZM176 78V80H175V78ZM179 77V78H178ZM117 78V79H116ZM181 78H182V80H181ZM219 78V79H218ZM113 79H114V81H113ZM128 79V80H127ZM216 79H218V80H216ZM125 80V81H124ZM178 80H181L182 81V83L180 82V81H178ZM243 80H245L244 78H243ZM118 81V82H117ZM215 81H213L214 83H215ZM129 82V83H128ZM174 82H175V86H172L171 88H170V86L171 85H174ZM179 82H180V84H179ZM121 83H122V85H121ZM124 83V84H123ZM167 83V84H166ZM214 83H212V84H210L209 86H213L214 85ZM113 85H114V87L115 88H113ZM124 85V86H123ZM165 85V86H164ZM168 85H169V87H168ZM189 85V86H188ZM218 84H216V86H217ZM259 86H260V84H258ZM118 86V87H117ZM123 86V87H122ZM189 88H188V87ZM201 86V85H200ZM200 86H198L197 88H199ZM209 86H207V87H209ZM122 87V88H121ZM168 89H167V88ZM214 87V86H213ZM185 88H186V90H188V91H190V92H186L185 91ZM206 88V87H205ZM257 88V85H256V87L254 86L252 89H256ZM114 89V90H113ZM117 89V90H116ZM118 89H119V91H118ZM141 89L143 90V91H141ZM177 89V88H176ZM176 89H174L173 91H175ZM209 89V90H208ZM121 90V91H120ZM155 90H157L156 92H155ZM166 90V92H164ZM178 90V89H177ZM137 91V92H136ZM168 91V92H167ZM198 91V92H197ZM122 92V96L123 97H125L127 100L129 99V97H130V100H128V102H127V100L125 99L124 100V98H123V100H120V99H122V97H119V96H121L120 95V93ZM140 92V93H139ZM119 93V94H118ZM115 94V95H114ZM117 94V95H116ZM136 94V95H135ZM205 94V93H204ZM139 95V96H138ZM193 95V96H192ZM196 95V96H195ZM206 95V94H205ZM115 96V97H114ZM119 98V101H118V98ZM192 96V97H191ZM195 96V97H194ZM134 97V98H133ZM164 97H165V99H164ZM182 97V96H181ZM204 97L205 96H199V98H197V101H200V100H203L204 99ZM31 98H32V95H31ZM115 98V99H114ZM136 98V99H135ZM163 98V99H162ZM167 98H171V97H169V95H168V97ZM189 98V99H188ZM193 100H192V99ZM259 98V97H258ZM256 99L255 98V100L256 101H253V103H251V102H249V103H246V104H248L247 105V107L244 105V103L242 102V103H240V104H238L239 106H237V108H235V110H234V112H235V114L236 115H234L233 113L234 112H232V113H229V116L231 117L230 119H232L231 121H233V122H235V125L233 124V122H232V124L230 123V125H233V126H230V125H228V126H230V127H233V129H235L236 130V128L238 127V126H242V130H243V132H244V134L245 133H247V131H250V132H248V134H253L254 132L255 133H259L260 132V130H257V129H259L260 128V126H262V125H264V123H263V118L261 117L262 116V108H259V106L262 104H260V99ZM158 99V100H157ZM185 99H186V101H185ZM199 99V100H198ZM28 100H30V99H28ZM117 100V101H116ZM137 100V101H136ZM160 100H162V101H160ZM168 100V99H167ZM238 100H240V99H238ZM244 100H245V97H244ZM257 100H259V101H257ZM33 101V100H32ZM31 101V104L33 103ZM99 101H101L102 102V104L104 105L103 107L102 106H100V105H102ZM122 103H121V102ZM129 101H131V102H133V104L131 103V102H129ZM134 101H135V103H134ZM147 101V102H146ZM159 101V102H158ZM183 101H185V102H183ZM196 100H195V103L197 102ZM241 101V100H240ZM28 102V101H27ZM126 102V103H125ZM245 102V101H244ZM254 102H256L255 104H254ZM257 102H259V103H257ZM26 103V102H25ZM29 103V102H28ZM98 103H100L99 105H98ZM119 103H121V104H119ZM137 103H139V104H137ZM140 103H142V105L140 104ZM145 103H147L146 104V106L148 105V104H153L152 105V107L150 108V106H147L146 108H145V105L144 104ZM157 103V104H156ZM237 103H239V102H237ZM30 104V103H29ZM29 104H27L28 106L27 107H29V106H31V105H29ZM125 104V105H124ZM250 104H252V105H250ZM257 104H260V105H257ZM123 106L122 108L120 107V106ZM128 105V106H127ZM131 105H133V106H131ZM143 106L144 105V107L143 108H145V109H147L146 111H145V109L143 110V109H140V110H142V111H140V110H138L139 112H140V114H142V115H138V111H137V109H139V108H142L141 106ZM191 105L192 106H194L195 104H193V103H191ZM242 105V106H241ZM244 105V106H243ZM121 109H118V107ZM139 108H138V107ZM157 107V109L156 110H158V111H156L155 110V108ZM102 107V108H101ZM137 107V108H136ZM149 107V108H148ZM189 107H191V106H189ZM240 107H242V109L240 108ZM262 107V106H261ZM104 108V109H103ZM117 108V109H116ZM246 110H245V109ZM264 108V107H263ZM99 109H100V112H97V111H99ZM134 109H136V112L134 113ZM150 109H152V110H150ZM153 109L155 110V111H153ZM117 110H119L118 112H117ZM132 110H133V112H132ZM245 110V111H244ZM111 111V112H112ZM147 111H151V113L152 112H154L153 113V115H150L151 113H149V112H147ZM239 111V112H238ZM105 112V114L106 115H103V113ZM132 112V113H131ZM138 112V113H137ZM147 112V115L149 114V116H148V118H146L147 117V115H145V113ZM237 112V113H236ZM119 113H122V114H119ZM128 113H130V115L128 114ZM137 113V114H136ZM240 113H241V115H240ZM96 114H98V116L96 115ZM125 114V115H124ZM127 114L130 116V117H127L126 119H123L121 116H123L124 118L127 116ZM135 114V115H134ZM154 114H155V116H154ZM237 114H239L240 116H238ZM101 115V116H100ZM103 115V116H102ZM114 115H115V117H116V115H117V117H118V119H117V117L115 118L114 117ZM121 115V116H120ZM136 115H138L137 117H135ZM116 119H114L113 117ZM132 116H133V119H132ZM146 116V117H145ZM238 116V117H237ZM87 117H88V119H91V120H88L87 119ZM96 117H97V119H96ZM120 117L122 118V120H128V121H126L125 123L123 122V121H121V120H119L120 119ZM152 117V118H151ZM116 121V123H115V121L113 120V119ZM153 118V119H154ZM262 118V119H261ZM94 119V120H93ZM139 119V120H138ZM145 119H147V120H145ZM152 119V120H153ZM157 119V117L154 119V120H156ZM229 119V120H230ZM245 119V120H244ZM246 119L249 121H251V123H250V125H247V126H249V127H251V128H249V127H247V128H245V123L247 122L246 121ZM88 120V121H87ZM117 120H119V121H117ZM136 120H137V122H136ZM152 120H150V121H152ZM87 121V122H86ZM246 121V122H245ZM141 122H142V120H141ZM140 122V123H141ZM149 122V121H148ZM253 123V124H252ZM118 124V125H117ZM125 126H124V125ZM247 124H249V123H247ZM138 125V124H137ZM136 125V126H137ZM254 125V127H252ZM95 128H94V127ZM136 126H134V127H136ZM234 126L236 127V128H234ZM258 126V127H257ZM130 127V126H129ZM129 127H126V128H123L122 130L124 131L125 129H128ZM255 127H257V128H255ZM263 127V126H262ZM131 128H133L132 126H131ZM95 129V130H94ZM98 129V130H97ZM101 129V130H100ZM237 129H239L240 130V128H237ZM246 129H247V131H246ZM252 129H254V131L252 130ZM92 130H94L95 132H93ZM132 130V129H131ZM131 130H129V131H131ZM238 130V131H239ZM257 130V131H256ZM127 131V130H126ZM261 131H264V128H262L261 129ZM90 132H92V134L94 133V135H92V136H94L93 138H92V136L91 135H89V133ZM96 133V135L97 134H99V133ZM242 132V131H241ZM211 135V134H210ZM245 135H247V134H245ZM90 136H91V139H90ZM100 136H98V138H99ZM100 139V138H99ZM95 140V141H96ZM248 141H249V139H247ZM247 140H244V142H245V145H247L246 144V142H248ZM93 142V141H92ZM91 142V143H92ZM105 142H107L106 144H108V141H105ZM105 142H103V143H105ZM97 143H99V145H101L100 143H102V142H97ZM96 142H94V146L92 147V149L94 150V152H92L93 150L92 149H90L91 150V152H92V154L93 153H95L96 151H97V153L98 152H100V154H101V152L103 151V150H105L104 149V147H108V145H104V147H101V148H103V149H101V150H99V148L98 149H96L95 148V146H98V147H100L98 144H97ZM249 143V142H248ZM126 145L128 144V143H125ZM123 145V144H122ZM121 145V146H122ZM125 145V146H126ZM128 145H129V147H128ZM126 147H128V148H130V146L132 145V144H128ZM28 146V148L26 147V145L24 146H22L23 148L25 147V149L23 150V152L25 151V153H30V147H29V145H27ZM30 146H33L32 144H30ZM103 146V145H102ZM262 147H263V150H264V145H262ZM32 148V147H31ZM21 149V148H20ZM126 148H124V147H122V149L121 150H125ZM29 150V151H28ZM132 150H133V148L131 147V149L128 151V149H127V152H128V154L130 153V151H131V153H133L132 152ZM190 150H192V149H190ZM260 150L262 151V148H260ZM15 151H17L16 152V155L14 154L15 153ZM14 151V153H12L13 154V156L15 155V157L17 156H19V154H20V157H21V155L23 154V153H21L20 152V150L18 149L17 150V148H16V150ZM21 151H22V149H21ZM122 151V152H123ZM260 151V156H259V154H258V156L256 157V159H254L252 162H253V164L251 163L250 164V166H249V170H250V172L249 171H245L246 173H245V176L246 177H248L247 179H248V181H246V184L248 183L251 187H249V190H251L252 188H253V190H251V191H249L248 192V195L247 194H245V196L247 197V196H249L250 195V197L251 196H256V194L254 195V193L256 192V193H258V195H257V198H260L262 195H264V184H263V182L264 181H261L262 180V174H264L263 172H264V162H262L263 161V159H264V153H263V151L261 152ZM19 152V153H18ZM87 153H90L88 150L86 151ZM122 152H121V154H119V156H120V159L118 158V160H117V162L115 161L114 163V165L115 166H119L118 164H119V160H120V163L121 164H123V166H124V168L122 169L120 166H119V168H120V171H121V169L122 170H124L125 168H126V163L127 164H131L132 163V165H134L133 164V160H132V158H134V156H135V158H136V156H137V152H136V154L134 155V156H132L131 157V161L132 162H129L130 161V157L128 156V154L126 153V151H124V153L122 154ZM24 153V154H25ZM126 153V155L124 156V154ZM130 153V154H131ZM262 153H263V155H262ZM18 154V155H17ZM23 154V155H24ZM103 154H104V151H103ZM103 154H101L99 157L101 158V156L103 155ZM23 155H22V158H23V161L18 157H16V159H14V161L15 160H17V162H14L15 163V165H12L13 167L15 166V168H17V171H16V169H13V167H11L12 168V170H15V174L17 175V176H19V174L17 173V172H19L20 171V169L19 168H21V164H23V163H21V164H19V162H25L27 159H25L24 157H25V155H24V157H23ZM27 155H29V154H26V156ZM123 156V159H126V160H129L128 162L126 161V163H125V160H123L122 162H121V160H122V156ZM133 155V154H132ZM257 155V154H256ZM261 155H262V158L261 159H259V157H261ZM129 157V158H127V157ZM131 156V155H130ZM126 157V158H125ZM155 159H156V157H157V155H156V157L155 156H153ZM96 158L98 159V156H97V154H96ZM99 158V159H100ZM155 159H153V160H155ZM257 159H259V162H257L258 160ZM21 160V161H20ZM255 160H256V162H255ZM19 161V162H18ZM156 161V160H155ZM9 162V161H8ZM7 162V163H8ZM151 162H154V161H152L151 160ZM254 162L255 163H257V164H263L262 166H259V165H257V164H254ZM260 162H262V163H260ZM5 164L6 166L10 163H8V164ZM13 163V164H14ZM158 164L160 163L159 162V160H158V162H157ZM120 164V165H121ZM129 165H128V167H129ZM132 165H130V166H132ZM157 165V164H156ZM257 165V166H256ZM9 167H10V165H8ZM7 166V167H8ZM20 166V167H19ZM85 166V167H84ZM79 171L77 170V174L75 175L74 174V172L72 173V175L70 174V173H67L66 174V177L67 178H65L64 176L62 177V178H60V179H62V180H64V181H62L61 182V180H59V179H57L54 183H53V181L55 180V179H53V178H51L52 176H54L55 177V173L52 175V174H50V173H47L49 176L48 177H50V178H48L47 177V174L45 173V171H46V169L44 170V168L46 167V165H44V164H42L41 165V169H42V174L41 173H39L38 172V170H37V172L39 173V174H41L40 176L41 177H43L44 178V182L45 183H43L42 184V182L43 181H41L40 179H41V177H40V179L38 178L39 176H35L36 178L34 179V183L33 184H35V182H36V180H40V182L38 183V182H36V186H37V188L39 187V184L41 183L42 185H43V187H44V190L46 191V194L45 193H43V191L44 190H42V193H41V191H39V190H41V189H43V188H41L40 187V189L38 188V190H36V192H34L35 194H33V195H31V197H32V199L33 200H37V199H39V196L41 197V194L42 195H46L47 197H48V195H49V197L47 198L46 196H45V200H49V201H46V202H50L51 200L53 201V202H55L54 200H59V198L58 197H61L60 199H66V197H67V201H68V205H69V211L65 214V215H63V216H61V218L60 219H62V218H64V219H62V220H60L61 221V224L60 223H58L57 224V226H56V230L55 231H53V234L51 233V235H46V234H44L43 235V233H45L44 232V229H42L41 227H43V228H45L44 226H46V223H43V222H41V224L39 223H37V222H32L33 220L32 219H28L27 220V225H28V223H29V220H30V223H32V224H30L29 223V225L28 226H26V228H25V230L27 231V230H29V231H31V232H29L28 233V231L27 232H25V231H23L25 234H26V236H25V234H22V237H21V235L19 236V235H17V238H15L14 240H16L18 243H19V241H18V236L19 237H21L20 239H22V241L20 242L21 244H19V246H22V247H19L20 249H22V251L20 250L19 252V254L17 255L16 253L13 255V253H14V247H15V245L17 244V242H15V241H13L12 240V238H14L13 236L11 237V238H9L10 240L8 241V238H7V240L6 241H8V242H6V248H5V251H3L4 252V256H5V258H4V256L2 257L1 255H0V261L3 259V261H1V263L0 264H39L40 263V260L39 259H41L42 260V258L44 259V256H45V258L48 256V255H50V254H53V251H54V249H56L57 247H59V246H61V245H68V242H69V240L73 243L74 241L73 240H76V238L79 240V238L80 239H82L83 240V238H81V237H83L82 235H80L81 233H82V231H81V233H80V231L79 232H77L78 230H79V228H78V230H77V228L76 227H79L80 226V228L82 227L81 226V224L82 225H84L85 223H86V221H90V217H92V215L90 216V215H87V216H89L88 218H90L89 220H87L88 218H87V216H85L86 214H88L87 213V209H89L90 210V212L92 211L91 209H90V206L89 207H87V205L89 204V202L91 203L92 201H94V202H96L97 201V199L96 200H93L94 198H96V196L95 195H99V194H102V185L100 186V184H99V187L101 188H99L98 187V183H97V181H95L94 179H93V177L92 176H90V173H91V171L89 172V168H90V166L88 167V165L86 166V165H84ZM122 166V165H121ZM87 167V168H86ZM127 167V168H128ZM132 167H134V166H132ZM131 167V168H132ZM252 167V168H251ZM259 167V168H258ZM47 168V167H46ZM130 168V169H131ZM260 169L259 170V172H257V170H255V169ZM4 169V168H3ZM8 170H9V168H7ZM19 169V170H18ZM130 169H128V171H127V174H129V175H131L130 173L132 172V173H134V169H135V167H134V171H132V169H131V171H129ZM191 170H189L188 169V171L190 172V173H193V174H189L188 176H190V177H188V178H190V179H188V180H190V183H188V186H189V188H188V186H187V188H186V190H185V195L187 194V192H188V194H187V196H186V199H187V201L189 202V205H192L193 203V205H192V207L193 208H195V210H196V208H197V206H198V208L200 207V206H202L203 204H205V203H207V199H205V197L203 196L204 195V192H202V191H204V190H202L201 188H204L203 187V184L205 183V179L206 180H208L209 178H208V176H209V174H210V172L208 171H206L207 172V174H206V172L204 171L205 170V167H204V170H202L201 168H199V170L196 168V167H194V169H192V168H190ZM202 171H204V172H202ZM262 169V170H261ZM8 170H6V168L4 169V171L2 172L3 174L2 175H5V179H2L1 178V175H0V185L1 186H3L2 185V182L3 183H5V189H3L1 192H4V191H6V189H7V187L9 186V184L10 183H7V182H11L12 180H13V178L15 177V176H13V175H15L14 174V172L12 171V172H10V173H7V175H10L9 176V178H10V180H8L9 178L6 176V174H5V171H8ZM11 170V169H10ZM21 170H22V168H21ZM85 172H87V173H85ZM90 170H91V168H90ZM154 170H156V169H154ZM154 170H151L152 172L151 173H154L155 172V176H157L158 174H159V172H158V170H157V172L156 171H154ZM206 170H209L208 168H206ZM48 171V170H47ZM125 171V170H124ZM124 171H122V172H124ZM197 171H199V172H197ZM83 172L85 173V174H83ZM202 172V173H201ZM252 172H253V174H252ZM11 173H13V175L11 174ZM20 173V172H19ZM24 173H26V170H25V172H21V175L23 176V174ZM60 173H61V171H60ZM62 173H63V171H62ZM82 173V174H81ZM126 173V172H125ZM150 173V175H149V172H148V175H147V173H146V175H147V179L144 181V178H146V177H144L143 175H142V180H140V178L139 177H137V176H133V175H138V173L136 172V174L134 173V174H132L131 176H132V178L130 177H128L129 178V180L131 181V184H132V182L134 181V178L136 177V181H134L133 183L134 184H136L137 183V179H138V182H139V186H135V187H137V190H140L141 191V194L143 195V193H144V195H147V196H152V197H154V192L156 191L157 192V194H156V192H155V197H156V195H157V197H159L160 199H161V197L162 196H166V197H170V194H168L169 192H167L168 190L166 189V187H161V185L159 186V189L161 188H163L162 190H164V192H162V190L160 189H157V187H158V185H159V183H158V177H154L153 175L154 174H151ZM186 173V172H185ZM184 173V174H185ZM205 173V174H204ZM260 174V176H259V174ZM262 173V174H261ZM39 174H37L36 173V175H39ZM69 174H70V177H69ZM88 174V175H87ZM143 174V173H142ZM187 174H188V172H187ZM199 174V175H198ZM201 174V175H200ZM202 174H204V175H202ZM248 174V175H247ZM257 174H258V176H259V178H258V176H257ZM20 175V176H21ZM73 175H75V176H73ZM87 177H86V176ZM128 175V176H129ZM140 175V177H141V174H139ZM138 175V176H139ZM249 175H250V177H249ZM13 176V177H12ZM21 176V177H22ZM46 176V177H45ZM80 176V177H79ZM150 176V178H151V176H153L152 177V180L154 181L155 180V178H157V180L156 181H150L151 179H149L148 177ZM196 176V177H195ZM199 176V177H198ZM24 177H25V175H24ZM23 177V178H24ZM74 177H75V179H74ZM92 180L93 179V181H94V183H93V185H94V188H92L91 189V187L93 186H91V182H89V178ZM92 177V178H91ZM194 177V178H193ZM253 177V178H252ZM8 178V179H7ZM42 178V179H43ZM56 178V177H55ZM80 178L82 179V180H80ZM88 178V179H87ZM125 178H127V177H124V179ZM128 178H127V180L126 181H129L128 180ZM256 178H257V180H256ZM8 180V181H5V180ZM48 179H49V181H48ZM51 179H52V181H51ZM67 179V180H66ZM71 179L73 180V181H71ZM124 179H122V180H124ZM246 178H245V180H247ZM251 180V183H250V180ZM253 179V180H252ZM59 180V181H58ZM133 180V181H132ZM201 180L202 181H204V182H201ZM261 181V183H262V185H261V183H260V181ZM263 180H264V176H263ZM75 181V182H74ZM92 181V182H93ZM130 181L129 182H127L128 183V185L130 184ZM140 181H143V182H140ZM149 181H150V183H149ZM200 181V182H199ZM253 181H255V182H253ZM257 181V182H256ZM56 182H57V184H56ZM65 182V187H64V183ZM77 182V183H76ZM125 183V185H123L122 187L123 188H125V191L123 190V188L121 189V191H124V194L122 195V197L123 196H125V198L123 197H121V201H123V202H120L121 204H120V206L122 207L123 205H124V202H125V206H123L122 208H126V209H128L129 210V212H127V211H125L124 209H123V215L127 218V220H128V222L129 221H131L133 218H135L134 216L137 214L136 212H135V208H137V207H139V204L138 203H135L134 201H136L135 199L137 198L138 200L136 201V202H138L139 201V197L140 196H142V195H140V194H138L139 196H137V191H136V196H134L135 194V190H134V188H133V186L132 185H134V184H132V185H129V188H131L130 186H132V188H133V190L132 189H128V185L126 184V182H125V180L124 181H122V183H121V185L122 184H124ZM146 182V183H145ZM207 182V181H206ZM252 182L253 183H255V184H252ZM38 183V184H37ZM50 183V184H49ZM60 183L61 184H63L62 186H60ZM69 183H71V185H73V186H71ZM80 183V184H79ZM90 183V184H89ZM143 183H145V184H147L148 183V185H149V187L150 186H152V188L154 187L155 188V186L157 185V187H156V189H152V188H149V187H147L146 185V187L144 186V184ZM152 183V184H151ZM202 183V184H201ZM7 184V185H6ZM77 184V190L74 188V186ZM193 185V187L191 188L190 187V185ZM252 184V185H251ZM258 186H257V185ZM46 185V186H45ZM53 185H54V190H52L53 188ZM69 185H70V187H73V188H67L66 186H68L69 187ZM81 185V186H80ZM138 185V184H137ZM142 185H143V187H142ZM191 185V186H192ZM254 185L257 187V188H254ZM260 185V186H259ZM0 186V187H1ZM3 186V187H4ZM52 186V187H51ZM141 186V187H140ZM253 186V187H252ZM47 189H46V188ZM51 187V188H50ZM56 187V188H55ZM64 187V188H63ZM88 187V188H87ZM126 187H127V189L128 190H131V191H129L130 193L132 192L133 194V196H134V198L132 197V195L129 193V192H127V193H129V194H127V193H125L126 191H127V189H126ZM145 187V188H144ZM261 187V188H260ZM2 188V187H1ZM0 188V189H1ZM35 188V187H34ZM36 188V189H37ZM57 188H61V189H59V190H57L56 191V189ZM66 188V189H65ZM139 188H141V189H143V190H141V189H139ZM251 188V189H250ZM258 188H260V189H258ZM69 190V192H68V190ZM70 189L71 190H73V189H75L76 191V193H73V191L72 192H70ZM83 189V190H82ZM90 189H91V191L92 192H88V191H90ZM98 189V190H97ZM136 189V188H135ZM146 189H148V190H146ZM255 189V190H254ZM258 189V190H257ZM35 190V189H34ZM33 190V191H34ZM47 190H49V191H47ZM64 190V191H63ZM81 190V191H80ZM96 190H97V192H99V193H97L96 192ZM145 190V191H144ZM151 190V191H150ZM32 191V192H33ZM38 191V192H37ZM51 191V192H50ZM56 191V192H55ZM62 191V192H61ZM68 192V194H67V192ZM86 191V192H85ZM147 191H149V193L148 194H145ZM263 191V192H262ZM48 192L50 193V194H48ZM101 192V193H100ZM150 192H152L151 194H150ZM260 192H261V196H260ZM39 193H41V194H39ZM61 193H62V195H61ZM64 193V194H63ZM82 193V194H81ZM87 193V194H86ZM95 193V194H94ZM159 193V194H158ZM163 193V194H162ZM263 193V194H262ZM39 195V196H36V195ZM55 194V195H54ZM59 196H58V195ZM73 194V195H72ZM89 194H90V196H89ZM94 194V195H93ZM126 194L128 195V196H131L132 198V200L131 199H129V197L127 196V198H126ZM165 194V195H164ZM36 197H35V196ZM51 195V196H50ZM58 197H57V196ZM61 195V196H60ZM69 195H71L70 197H69ZM160 195V196H159ZM169 195V196H168ZM34 196V197H33ZM54 196L56 197V198H58V199H55L54 198ZM82 196H84V197H82ZM88 196V197H87ZM91 196L92 197H94V198H91ZM101 196V195H100ZM100 196L98 197L97 196V198H99L100 199ZM258 196H260V197H258ZM73 199H72V198ZM80 198L81 197V202H79L80 200L78 199V198ZM87 197V198H86ZM90 197V198H89ZM154 197V198H155ZM164 197H162V199H164L165 200V198ZM35 198V199H34ZM70 198H71V200H70ZM77 200H76V199ZM262 198V197H261ZM11 199H12V197H11ZM63 199V200H64ZM84 199H88V200H85V201H87V203H85V204H82V202L84 201ZM123 199V200H122ZM125 199H129V200H131V202L130 201H128V200H126V201H128L127 203H126V201H125ZM157 199V198H156ZM161 199V200H162ZM263 199V198H262ZM63 200H61V201H63ZM74 200V201H73ZM83 200V201H82ZM90 200V201H89ZM134 200V201H133ZM158 200V199H157ZM164 200H162V201H164ZM207 200V201H206ZM216 200V198H214V200L212 199V200H210V201H215ZM12 201H13V199H12ZM51 201V202H52ZM65 201V200H64ZM63 201V202H64ZM71 201V202H70ZM78 201V202H77ZM133 201V202H132ZM192 201V202H191ZM204 201H205V203H204ZM11 202V201H10ZM45 202V205H49V203H46ZM52 202V203H53ZM56 202H58V201H56ZM56 202L55 203H53V204H51V205H49V207H48V211H46L47 213H49V215H52V214H50L51 212H53L54 210H56V207H57V205L58 204H56ZM159 202H161L160 200H159ZM213 202H211V203H213ZM60 203H62V202H60ZM59 203V204H60ZM73 203H75V204H73ZM78 203V204H77ZM84 203V202H83ZM198 203V204H197ZM199 203H200V205H199ZM208 203L209 204H211L209 201H208ZM11 204H12V202H11ZM36 203H34V205H35ZM72 204H73V206H74V208H73V206H72ZM77 204V205H76ZM82 204V205H81ZM56 205V206H55ZM84 208V207H87V208H84L85 209V211L83 212L82 211V208H81V206ZM90 205V204H89ZM52 206V207H51ZM135 206H137V207H135ZM81 209V210H78L79 208ZM134 207V208H133ZM75 208H76V210H78V212L79 211H81V212H76L75 211V213H73L74 212V210H75ZM131 208H133L132 210H130ZM34 209V208H33ZM32 209V210H33ZM71 209H73V210H71ZM135 209V210H134ZM34 210H36L37 211V209L35 208ZM134 210V211H133ZM71 211H73V212H71ZM131 211V212H130ZM89 212V214H92V213H90ZM127 212V213H126ZM133 212V213H132ZM34 213H35V211H34ZM46 213V214H47ZM82 213H86L85 215H83ZM44 215H46L45 213H43ZM78 216H77V215ZM82 214V215H81ZM127 214H128V216L130 217H128L127 216ZM81 215V216H80ZM131 215V216H130ZM67 216V217H66ZM70 216V217H69ZM80 216V217H79ZM73 217H76L75 219L73 218ZM82 217V218H81ZM85 217H86V219H85ZM133 217V218H132ZM78 218V219H77ZM79 218H81L82 219V221L84 222V224H83V222L81 221V219H79ZM84 219V220H83ZM136 219V218H135ZM72 222H71V221ZM74 220H75V222H74ZM78 220H80V221H78ZM65 221V222H64ZM68 221V222H67ZM76 221L78 222V223H80V225L78 224V223H76ZM132 221H134V222H130V223H132V224H135V220L133 219ZM47 223H48V221H46ZM63 222H64V224H63ZM70 222H71V226H70ZM69 223V224H68ZM74 223L76 224V227H74ZM34 224H36V227H39V229L38 228H35V225ZM45 224V225H44ZM63 224V225H62ZM66 224L68 225V228L66 227ZM79 226H78V225ZM182 224H184V225H186V224H188V223H186V222H182ZM34 225V227H32ZM39 225V226H38ZM43 225V226H42ZM62 225V226H61ZM72 225H73V227L74 228H76V229H73V227H72ZM94 226V228H96V229H94V232H93V230L91 229L92 227ZM93 226H91L89 229H91V230H89L88 232H93V233H95L96 234V230H97V226H98V224H96V226L95 225H93ZM30 229H29V228ZM31 227L33 228V229H31ZM63 227H66V229H70L69 231L70 232H68V230H66V231H64L65 230V228H63ZM72 227V228H71ZM34 228H35V230H36V232H35V230H34ZM41 229V230H40ZM34 230V231H33ZM37 230H39V231H37ZM72 230V231H71ZM14 231H16V230H14ZM42 231V232H41ZM74 231V232H73ZM68 234H66V233ZM77 232V233H76ZM97 232H99V228H98V231ZM17 232H15V233H10V234H14V236H15V234H16ZM31 233V234H30ZM56 233V234H55ZM60 233V234H59ZM9 234V235H10ZM66 234V235H65ZM73 234H76V235H73ZM31 235V236H30ZM41 235H43L44 237H42ZM57 235H58V237L59 238H61V240L58 238L57 239ZM64 235V236H63ZM72 235V236H71ZM30 237L29 238V240H31L30 242H28L29 240L27 239V238H25V237ZM45 236H46V238L47 239H49V240H51V241H49V240H46V238H45ZM47 236H50L49 238L47 237ZM61 236V237H60ZM75 236V237H74ZM76 236H78V237H76ZM9 237V236H8ZM65 237V238H64ZM69 237V238H68ZM55 239V241L57 242V245H56V243H55V241H54V239ZM67 238V239H66ZM75 238V239H74ZM53 239V240H52ZM57 239V240H56ZM11 240H12V243H10L11 242ZM41 240H42V242H41ZM47 241V243H46V241ZM78 240H76L75 242H77ZM81 240V241H82ZM35 241V242H34ZM38 241V242H37ZM44 241H45V243H44ZM59 241V242H58ZM62 241V242H61ZM64 241V242H63ZM68 241V242H67ZM25 244V245H23V243ZM34 242V243H33ZM51 242V243H50ZM54 242V243H53ZM67 242V243H66ZM79 242H80V240H79ZM16 243V244H15ZM50 243V244H49ZM53 243V244H52ZM65 243V244H64ZM12 244H14L13 246H12ZM31 244V245H30ZM33 244V245H32ZM36 244V245H35ZM39 244V245H38ZM52 244V245H51ZM55 244V245H54ZM58 244H61V245H58ZM69 244H70V242H69ZM9 245V246H8ZM41 245L42 246H44V245H46V246H44L43 248L41 247ZM49 247H48V246ZM66 245V246H67ZM12 248H11V247ZM27 246V250L25 249H23L24 247H26ZM32 247H34V248H32ZM52 248V249H48V248ZM61 247H64V246H61ZM47 248V249H46ZM31 249V250H30ZM13 252H12V251ZM43 250V251H42ZM46 250H48V251H46ZM51 250H53L52 252H51ZM8 251V252H7ZM31 254H30V253ZM41 252V253H40ZM27 253V254H26ZM47 253H48V255H47ZM1 254V253H0ZM12 254V256H10V255ZM22 256H21V255ZM37 254V255H36ZM45 254V255H44ZM7 255H9V256H7ZM24 255V256H23ZM26 255V256H25ZM47 255V256H46ZM16 256H20L21 258L19 259V257H16ZM37 256V257H36ZM43 256V257H42ZM8 257V258H7ZM11 257L12 258H15L14 260V262H13V259H11ZM29 257V258H28ZM7 258V259H6ZM37 260H36V259ZM34 259L37 261H34ZM9 260V261H8ZM22 260H23V262H22ZM6 263H5V262ZM7 261H8V263H7ZM12 261V262H11ZM4 262V263H3ZM26 262V263H25Z\"/></svg>", "mask_w": 264, "mask_h": 264}]
</instances>
